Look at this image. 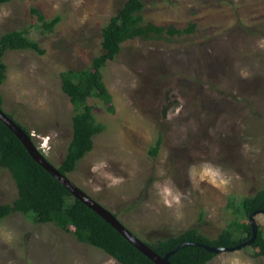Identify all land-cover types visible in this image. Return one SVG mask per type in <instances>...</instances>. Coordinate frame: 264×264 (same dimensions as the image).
I'll use <instances>...</instances> for the list:
<instances>
[{"label": "rangeland", "instance_id": "obj_1", "mask_svg": "<svg viewBox=\"0 0 264 264\" xmlns=\"http://www.w3.org/2000/svg\"><path fill=\"white\" fill-rule=\"evenodd\" d=\"M127 0L0 3V39L16 30L45 51H8L3 110L29 129L57 168L73 138L63 73L103 53V29ZM144 19L194 32L122 45L103 69L115 112L93 97L103 133L69 178L144 242L199 229L216 239L236 219L228 207L264 189V0H142ZM47 21L60 16L49 32ZM159 137L157 156L151 154ZM18 188L0 167V206ZM264 231V214L257 216ZM0 264H119L54 223L23 213L0 222ZM208 264H264L246 247Z\"/></svg>", "mask_w": 264, "mask_h": 264}, {"label": "trees", "instance_id": "obj_2", "mask_svg": "<svg viewBox=\"0 0 264 264\" xmlns=\"http://www.w3.org/2000/svg\"><path fill=\"white\" fill-rule=\"evenodd\" d=\"M13 0H0L1 4ZM145 4L142 0H127L103 29V53L94 58L92 65L84 70H70L62 74V90L74 107L73 138L68 152L58 167L63 175L76 171L79 163L94 148V137L103 133L104 125L98 123L94 108L89 104L93 97L101 99L107 110L115 112L113 97L103 77V69L109 61L120 54L122 45L135 39L151 40L182 36L194 32V25L187 29L173 26H157L144 19ZM44 29L54 31L61 22L58 16L47 21L37 9L32 10ZM27 30H16L0 39V109L4 107L3 84L7 79L4 56L8 51L33 50L44 54L40 44L32 40ZM9 115V114H8ZM19 124L12 115H9ZM20 125V124H19ZM23 130L34 138L26 127ZM35 143V142H34ZM163 139L159 137L151 150L157 156ZM0 167L8 170L16 182L18 198L12 204L0 206V222L14 213H23L40 224L54 223L72 233L84 244L98 248L119 264H155L131 245L117 230L98 214L88 208L29 154L21 140L0 120ZM236 219L216 239H210L199 229H190L178 236L147 243L155 252L165 256L186 242L201 243L212 247H235L252 237L250 215L264 210V189L245 197L240 204L231 201L228 205ZM254 258L264 257V231L259 227L257 239L249 247ZM217 255L205 248L189 246L171 257L173 264H208Z\"/></svg>", "mask_w": 264, "mask_h": 264}, {"label": "water", "instance_id": "obj_3", "mask_svg": "<svg viewBox=\"0 0 264 264\" xmlns=\"http://www.w3.org/2000/svg\"><path fill=\"white\" fill-rule=\"evenodd\" d=\"M0 120L21 140L25 148L28 150L31 157L41 165L47 172H49L56 180H58L76 199L85 204L88 208L103 218L115 230H117L131 245L138 251L148 257L155 264H173L171 257L181 249L189 246H197L205 248L207 251L216 255L225 252H235L250 247L257 239L259 225L257 216L264 214V210H257L250 215V225L252 228V237L250 240L237 245L235 247H212L201 243L186 242L179 245L176 249L170 251L165 256L159 255L147 243L138 238L132 233L110 210L102 206L99 202L93 199L85 191L79 188L67 175H63L60 170L54 166L47 157L36 146L33 139L17 124L9 115L0 109Z\"/></svg>", "mask_w": 264, "mask_h": 264}]
</instances>
